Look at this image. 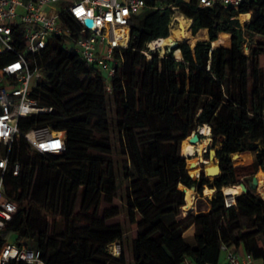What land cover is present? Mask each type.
I'll return each instance as SVG.
<instances>
[{
    "label": "trees",
    "instance_id": "obj_1",
    "mask_svg": "<svg viewBox=\"0 0 264 264\" xmlns=\"http://www.w3.org/2000/svg\"><path fill=\"white\" fill-rule=\"evenodd\" d=\"M172 5L190 21L183 24L184 36L177 22L171 29V15L178 12ZM202 31L206 38L193 47L186 40L164 56L149 50L147 58L143 52L148 42L153 48V40L169 34L178 41ZM131 32L110 92L101 70L64 50L59 39L35 57L44 80L33 96L53 111L21 118L19 125L62 130L66 146L59 154H41L23 137L10 146L0 143V155L8 152L9 157L5 197L17 208L0 231V244L38 249L44 264H128V250L134 264H180L184 259L218 264L222 244L236 250L242 246L264 262V189L256 188L262 197L248 189L230 207L220 191L234 183L233 154L251 151L253 163L264 168V67L259 63L264 0H242L237 9L200 8L197 0H146ZM220 34H228L229 46L212 44ZM110 100L119 115L112 116ZM203 124L210 126L212 146H219L221 174L210 180L201 173L196 183L180 145ZM113 154L126 160H114ZM15 161L20 163L16 176L10 170ZM124 181L126 215L137 227L127 243L123 224L110 222L120 213L118 206H102L113 203ZM202 185L218 193L212 192L207 211L190 213L194 201L186 198L194 197L185 198L182 190L197 186L201 191ZM191 225L196 231L188 240L182 233ZM112 242L120 244L119 255L110 252Z\"/></svg>",
    "mask_w": 264,
    "mask_h": 264
},
{
    "label": "built area",
    "instance_id": "obj_2",
    "mask_svg": "<svg viewBox=\"0 0 264 264\" xmlns=\"http://www.w3.org/2000/svg\"><path fill=\"white\" fill-rule=\"evenodd\" d=\"M188 1V0H186ZM242 0H197L200 8L217 4L237 9ZM146 0H0V143L10 146L15 137H23L30 148L41 154H59L65 150V133L50 125L23 129L21 118L48 114L52 106L41 104L34 96L44 80L43 69L35 57L61 40L64 50L77 53L86 63L98 67L105 89L110 92L111 79L123 65L121 50L131 41V24L145 8ZM173 6V5H172ZM171 6V7H172ZM177 13L171 15L174 17ZM70 16L73 21H65ZM92 20V25L86 24ZM153 41H156L153 40ZM144 54L150 58L149 50ZM9 166L8 152L0 155V231L16 213V204L5 197L4 177ZM13 175L20 173V163L10 166ZM235 204L226 198L225 205ZM119 255L120 244L109 245ZM218 264H253L254 258L221 245ZM21 261L44 264L40 250L4 241L0 244V264ZM194 264V263H190Z\"/></svg>",
    "mask_w": 264,
    "mask_h": 264
},
{
    "label": "rangeland",
    "instance_id": "obj_3",
    "mask_svg": "<svg viewBox=\"0 0 264 264\" xmlns=\"http://www.w3.org/2000/svg\"><path fill=\"white\" fill-rule=\"evenodd\" d=\"M176 10H178V9H176ZM177 14L183 16L186 19V21L190 22L188 18H186L183 14H181L179 12V10H178ZM238 18H239L240 21H243L244 20L241 16H238ZM171 19L173 20V17ZM175 22H176L175 20L173 22H171V29L177 27V24ZM240 25L243 27L245 24H242L240 22ZM171 29H170V31H171ZM172 35L173 34H169L168 36H171V38H172ZM199 38H206V31L200 32L199 34H197L193 38H191L189 36L187 38V40L194 42V41H196ZM256 39L259 40L261 38L256 37ZM175 41H177V40H175ZM229 43L230 42H229V36H228V34H226V35L220 34L219 35V38L214 43H212V44L213 45H220V46H229ZM164 48H165V50H163V51L159 47L152 48V50L156 54H158L159 56H164L165 53L168 50H170L168 45H164ZM244 51L247 52V47L246 46H244ZM174 55H175V57L178 60L181 59V58L177 57V54L175 52H174ZM259 63H260V65L262 67H264V56H262V55L260 56ZM109 106H110V108L112 110V116L119 115L118 111L114 107L113 102L111 100L109 101ZM65 123H66V121H61L60 122L61 125H64ZM198 130H200L199 127H198ZM200 132H201V130H200ZM113 135L115 136V134H113ZM206 137H209L210 138L208 142H206L205 139H204ZM200 143H201L200 150L198 152H196V156L200 160V163L201 162L208 163L209 162V160H208V153H209V151H211V150L216 151V149L219 146H212V137H211L210 133H209L208 136L201 133V138H200V141H199L198 144H200ZM198 144H195V145H198ZM180 146H181V148H180V154L186 160V169H187L186 171L191 172V173H194V175L195 174H198L199 172H200V174L203 173V168H205V164H204V166H201L200 163H199V168L195 172H193L190 169H188V157L189 156H187V154L183 150L184 149L183 148V142L181 143ZM112 158L114 160H118L119 162H122V160L123 161L126 160L124 156H121L119 154H113L112 155ZM190 158H191V156H190ZM203 158L206 159V160L203 161ZM246 158H247V154L246 153H242V154L237 153V154L231 156V160L233 162V165L236 166V170H235V180H234L233 185L236 186V187H238V184L240 182H245L250 191H253L254 190L255 193H257V190L250 185L251 183L249 181L251 180V176H252V173L254 172V168H256L257 177L259 178L260 181L264 182V170H262L264 168H262L261 166H256V164H254L253 162H252V165H253L252 167H250L249 165H246V163H245L246 162ZM237 160L239 162H237ZM216 162H217V159H215V160L212 161L213 164L216 163ZM213 164H211V165H213ZM236 173L243 174L244 175L243 178H241V179L239 178L238 179L237 176H236ZM204 177L207 178V179L213 180L216 176H213V175L207 176V175L204 174ZM198 180H199V178H196L194 181L197 183ZM127 184H128L127 181H124L123 182V185L120 188V190L118 191L117 197L114 199V201H113L112 204L103 203V205H102V206H118V208L120 209V213L117 216L113 217L110 220V222H119V223L123 224V226H124V228L126 230V235H125V239H124L125 243L129 242L131 240V238L133 236H135V234L137 232L136 223H130L128 221V218H127V215H126V211H125L124 198H125V193H126V190L125 189H126ZM222 187L223 186H221L222 194H223L224 199H226L228 197L225 195ZM206 188H210V187H208L207 185H204V189H203V193L202 194H199L198 192H196L194 190L196 192V195L194 196V198L193 199H187V200H190V201H194L192 207L195 210L191 211L190 213H197V212H200V211H207L209 209V207H210V201L212 200V198H210V196L212 194H209V193L205 192V189ZM259 188L260 189H264V187H259ZM189 189L190 190H193L191 188H189ZM184 190H185V194L184 195H185V198H186V196H187V192L186 191L188 190V188H184ZM215 190H216V188H215ZM241 193H243V192L242 191L240 192V188H239V194H241ZM257 194H259V193H257ZM236 196H238V195H235V197ZM229 198H231V197H229ZM199 200H200V203L198 202ZM79 201H80V197L78 198V203H79ZM185 205H186V202H185ZM181 212H182L181 213L182 215L185 214L183 211H181ZM190 213H188V214H190ZM183 217H181V218H183ZM141 218H142V213H140V212L137 211L136 212V219L137 220H140ZM181 218H178V219H181ZM185 238L188 239V240L191 239L189 237H185ZM128 264H133V262L132 263H128Z\"/></svg>",
    "mask_w": 264,
    "mask_h": 264
},
{
    "label": "bare ground",
    "instance_id": "obj_4",
    "mask_svg": "<svg viewBox=\"0 0 264 264\" xmlns=\"http://www.w3.org/2000/svg\"><path fill=\"white\" fill-rule=\"evenodd\" d=\"M172 8L174 9V12L176 11V9H178L177 7H173V6H172ZM179 16H180V18H175L174 20L178 23V21H177V19H178L182 24H185L187 22L186 19L181 15H179ZM240 16L242 18L244 17V15H240ZM174 42H175V40H174V34H173L172 38H171V36H167V37H164L162 39L156 40L153 44V48L159 47L163 51V50H165L164 45H171V44H174ZM176 52H177V50L175 51V53ZM199 129L201 130V133L204 135L208 136L210 133V126L208 124H203V125L199 126ZM204 139L206 142H208L210 138L206 137ZM199 141L196 143H191L187 137L183 142V148H184L183 150L187 154V156H189L188 157V169H190L193 172L198 170L199 163H200V160L196 156V152H198L200 150V146H201V143L198 144ZM195 144H198V145H195ZM190 156H191V158H190ZM208 160H209V162L205 163V168L210 166L211 164H213L212 163L213 160H211V159H208ZM195 176H197V174H195ZM249 182L251 184L256 185V188L257 187H264V182L260 181L256 175L251 177V180ZM239 188H240V192H241L242 190H241V186L239 184H238V187H236L234 185H229V186H224L223 191H224L226 196L234 197L236 194H239ZM214 191H215V189H213V188H206L205 189V192H207L209 194H212V192H214ZM186 192H187V196L191 197V198L196 195V192L194 190L188 189ZM186 199H188V198H186Z\"/></svg>",
    "mask_w": 264,
    "mask_h": 264
},
{
    "label": "water",
    "instance_id": "obj_5",
    "mask_svg": "<svg viewBox=\"0 0 264 264\" xmlns=\"http://www.w3.org/2000/svg\"><path fill=\"white\" fill-rule=\"evenodd\" d=\"M85 21H86V24L89 25V26H91L93 24L91 19H86ZM177 21H178V23H179L178 25H179V27L181 29V35L184 36L183 24L178 19H177ZM186 40L187 39L179 40V41H186ZM179 41H175L174 44L168 45L169 46V49L177 48V45H178V42ZM194 45H195V43L193 42L191 44V46L193 47ZM181 58H182V55H181ZM200 135H201L200 130L196 129L195 131H193L191 133V135L188 136V139H189V141L191 143H196V142H198L200 140ZM208 159H211V160L217 159V162L214 163V165H211V166H208L206 168H203V173L205 175H207V176H210V175H213V176H216V177L219 176L221 174V169H220V166H219V160H218V158L216 156V152L213 151V150L209 151V153H208ZM204 160H206V159L203 158V161ZM204 164H205L204 162H201L200 163L201 166H204ZM262 170H264V169H262ZM188 174H189V176L193 180H195L196 178H199L200 177V172L197 174V176H195L194 173H190V172H188ZM239 185L241 186L242 192H246L249 189L245 182H240ZM250 185L253 188L256 189V185H254V184H250ZM186 188H188V187H186ZM190 188L193 189V190H195L199 194H202L203 193V189H204V185H202L201 191L198 190L197 186H192ZM182 191L185 194V190H182ZM220 191L222 192V189H220ZM217 193H218V189L216 188V195H217ZM236 195H239V194H236ZM227 197L229 198L230 196H227ZM234 198H235V196H234Z\"/></svg>",
    "mask_w": 264,
    "mask_h": 264
},
{
    "label": "crops",
    "instance_id": "obj_6",
    "mask_svg": "<svg viewBox=\"0 0 264 264\" xmlns=\"http://www.w3.org/2000/svg\"><path fill=\"white\" fill-rule=\"evenodd\" d=\"M248 12L251 15V11H248ZM250 15H249V19H250ZM248 22H249V20H248ZM242 153H246L247 154V158H246V162H245L246 165H249L250 167H252L253 166L252 165V162H253V154H252V152L251 151H245V152H241L240 154H242ZM256 172H257L256 168H254V172L252 173L251 177L255 176V174L257 176ZM236 176H239V178L241 179V178H243L244 175L236 173ZM195 231H196L195 226L191 225L182 235H183V237L192 238L194 236V234H195ZM237 252L240 255H243L244 253H246L242 246H239L237 248ZM125 257H126L127 263H132L133 262V264H134V255H133L132 251H130V250L126 251L125 252ZM190 263H192V262L189 259H184L180 264H190ZM253 264H264V262H262L260 259H254Z\"/></svg>",
    "mask_w": 264,
    "mask_h": 264
}]
</instances>
